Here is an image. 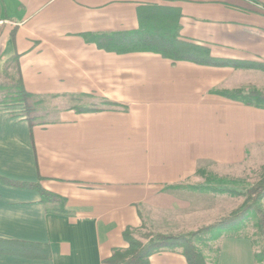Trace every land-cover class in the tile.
Returning <instances> with one entry per match:
<instances>
[{"label": "crops", "instance_id": "1", "mask_svg": "<svg viewBox=\"0 0 264 264\" xmlns=\"http://www.w3.org/2000/svg\"><path fill=\"white\" fill-rule=\"evenodd\" d=\"M145 5L178 9L180 38L213 57L264 64V0H0V76L17 57L27 92L89 100L32 128L0 103V264H108L127 227L185 234L236 208V196L192 187L236 171L264 140V109L217 93L264 92V70L119 54L81 36L135 30ZM28 183L70 214L48 212ZM194 244L206 264H257L248 236L211 230ZM149 262L188 264L179 251Z\"/></svg>", "mask_w": 264, "mask_h": 264}, {"label": "trees", "instance_id": "2", "mask_svg": "<svg viewBox=\"0 0 264 264\" xmlns=\"http://www.w3.org/2000/svg\"><path fill=\"white\" fill-rule=\"evenodd\" d=\"M180 16L178 9L145 5L138 9L139 25L135 30L109 33L84 32L81 36L86 42L94 43L99 49L119 54L152 52L173 62L189 61L200 65L264 70V64L213 57L207 46L180 38ZM10 63H13L17 69V78L7 80L0 76L2 79L0 88L8 91L7 98L0 103L12 107L20 106V110L14 114L23 115L31 128L35 125L54 122L55 114L49 112L46 107V99H54L57 96L44 97L27 92L20 76L17 57L12 58ZM217 93L244 105L264 109V92L260 90L236 88L219 90ZM69 99L74 102L80 98L70 96ZM104 103L109 106H118V104L110 101H104ZM71 108L77 112L96 110L75 105ZM197 173L202 174L203 172L198 169ZM23 186L35 188L39 192L41 201L48 212L59 215L70 214V211L65 208L66 202L63 197L46 191L37 183L23 184ZM192 188H201L215 193H227L231 196H242L243 201L228 216L185 234L160 233L145 223H142L139 228L127 227L123 232V238L128 244L127 248L114 249L111 256L104 262L108 264H150L149 257L152 254L163 251H179L186 258L188 264H206L204 256L194 244L197 236L216 228L223 230L225 227L236 229L229 233L230 236H244L240 233L242 225L238 219L244 216H253L256 219L255 226L262 244L254 258L257 264H264V210L261 206V201L264 199V167L260 178L241 191L214 186H193ZM141 231L143 232L141 233ZM253 244L255 245L254 241Z\"/></svg>", "mask_w": 264, "mask_h": 264}, {"label": "rangeland", "instance_id": "3", "mask_svg": "<svg viewBox=\"0 0 264 264\" xmlns=\"http://www.w3.org/2000/svg\"><path fill=\"white\" fill-rule=\"evenodd\" d=\"M1 77L6 78L7 80L17 78V74L15 72L13 63L8 65L5 72L1 75ZM2 79H0L1 82ZM7 89L0 88V102L7 98ZM46 107L49 109L51 114H56L59 110L71 106L72 104L76 105H89V100L87 99H79L71 103L70 101L64 99H46ZM264 167V140H259L255 145L249 146L247 148V153L243 161L239 164H236V171H227L226 175L223 178H217L216 176H212L210 172H208L205 177L204 185L214 186L215 179H223V182L218 183V187L220 188H231L236 191H241L243 188L249 186L250 184L257 181ZM233 204H236V208L239 207L243 201L242 196H236V198L230 200ZM229 203L225 204V210L228 209ZM261 206L264 210V199L261 201ZM233 211V210H232ZM229 215V214H228ZM227 214L223 217L228 216ZM222 218V217H221ZM220 219V218H219ZM217 221V220H216ZM238 222L242 225L240 229L241 235L248 236L252 238L256 245L257 251L261 249V239L258 234V230L255 226L256 219L253 216H244L238 219ZM146 224V223H145ZM147 225V224H146ZM236 229H231L230 227H225L223 230L221 228H216L213 231L215 233L223 232L225 235H229L231 231H235ZM143 231H141L142 233ZM204 236V232L199 234ZM216 235V234H212ZM205 236H207L205 234Z\"/></svg>", "mask_w": 264, "mask_h": 264}]
</instances>
